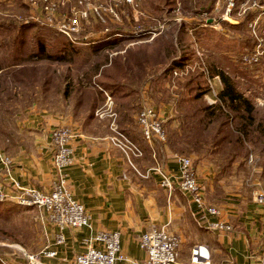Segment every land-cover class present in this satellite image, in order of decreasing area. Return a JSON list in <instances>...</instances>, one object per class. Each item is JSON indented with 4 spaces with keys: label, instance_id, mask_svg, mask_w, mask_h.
<instances>
[{
    "label": "rangeland",
    "instance_id": "obj_1",
    "mask_svg": "<svg viewBox=\"0 0 264 264\" xmlns=\"http://www.w3.org/2000/svg\"><path fill=\"white\" fill-rule=\"evenodd\" d=\"M51 1L59 7L58 14L88 8L101 12L97 15L88 10L87 18L81 20V29L71 41L55 27L34 20L32 17H36L38 11H34L27 0H0V19H7L6 26H0V71H3L0 75L8 72V77L0 76V87L9 86L7 92L0 88V150L10 157L18 149L15 142L19 136L24 138L25 135L30 141L32 129L26 123L34 112L47 109L46 112L55 114L58 112L51 111L74 103L73 95L65 101L60 99V84L54 81L53 73L57 77L67 72L83 73L105 55H122L128 49L146 44H157V49L159 44L162 50L169 49L164 47L169 45L170 56L163 57V61H157L146 72L148 78L139 90V94L146 97L141 96L139 106L147 104L159 110L163 104L175 103L177 78L180 81L198 78L201 89L202 85L204 87L205 101L213 104L223 87L219 72H224L255 107V121L264 120V0H208L210 9L199 7L195 12L186 8L181 0L168 4L154 3V0H133L132 4L125 0ZM10 23H34L37 27L28 33H18ZM38 33L43 36L38 37L45 47L37 43L34 35ZM244 56L250 60H244ZM173 61L178 66H174ZM19 73L23 81L12 82L10 75ZM229 121L230 127L235 129L239 118L232 112ZM128 123L135 128L134 123ZM176 126L177 121L169 128L178 129ZM118 130L122 131L120 127ZM132 139L131 143L142 153L153 144L139 133L134 141ZM262 143L263 138L245 137L246 154L227 168L228 172L219 182L221 187L215 189L217 198L219 191L220 197L223 193L236 192L250 197L257 187L264 189ZM141 155L138 157L143 162L150 161L148 155ZM44 223L36 207L0 202V257L8 264H27L28 256L37 258L47 251ZM197 239L214 248L216 238L209 229H200ZM213 255H218L214 259L218 260L216 264H232L231 256L221 250ZM0 264L3 263L0 261Z\"/></svg>",
    "mask_w": 264,
    "mask_h": 264
},
{
    "label": "crops",
    "instance_id": "obj_2",
    "mask_svg": "<svg viewBox=\"0 0 264 264\" xmlns=\"http://www.w3.org/2000/svg\"><path fill=\"white\" fill-rule=\"evenodd\" d=\"M141 96L142 99L146 97L140 93L139 101ZM111 100V104L105 100L95 110V119L85 126L64 113L34 112L26 123L32 129L30 141L28 137L26 145L18 147L11 157L10 166L0 164V185L4 189L15 181L20 186L49 191L59 175L52 162L54 151L50 131L57 126L68 125L77 133L72 143L74 162L60 173L65 175V184L72 198L81 203L90 216V224L65 229V241L56 244V229L44 223L47 248L54 255L41 254L37 257L39 259L32 255L33 258L27 259V264H76L74 258L86 249L85 241L102 230L120 232V253L124 259L116 264H141L146 254L140 246L139 237L149 228L161 226L181 238L178 264H191V250L195 245L207 247L211 264H216L211 256L220 250L217 245L231 256L232 264H259V254L264 245V205L255 202L254 191L250 197L239 192L230 195L223 193L220 197L219 191L217 198L215 189L218 190L221 183L215 182L213 164L191 154L188 157L193 162L207 203L220 209L218 216L207 215L206 221L196 218L195 206L188 195L177 187L168 191L160 184L161 176L157 168L177 178L179 163L176 157L181 154L170 150L166 139L165 142L154 141L143 151L141 156L148 155L150 158L147 163L132 153L127 156L112 144L109 137L113 132L112 127L117 130L123 128L121 130L133 141L138 133L141 135L136 122L137 112L121 124L112 97ZM159 112L164 116L165 124L169 122V127L177 121L174 102L171 105L163 104ZM129 121L134 123L135 128L129 125ZM217 219L228 222L232 230L228 233L210 230L216 238L212 248L210 243H200L197 238L200 229L206 230L207 220Z\"/></svg>",
    "mask_w": 264,
    "mask_h": 264
},
{
    "label": "trees",
    "instance_id": "obj_3",
    "mask_svg": "<svg viewBox=\"0 0 264 264\" xmlns=\"http://www.w3.org/2000/svg\"><path fill=\"white\" fill-rule=\"evenodd\" d=\"M181 1L186 8L194 12L199 7L207 9L211 7L208 0ZM155 2L168 4L174 3V0H154ZM6 20L0 19V26L5 27ZM12 26V29L17 30L18 33H28V30L37 27L34 23L31 25L18 23ZM34 36H36L37 43L44 46L40 39L43 36L40 33ZM156 45L137 46L126 50L122 55L117 54L113 57L105 55V58L96 62L92 69L76 75L67 72L57 77L53 73L54 81H58L60 84V88H58L60 99L65 101L73 95L75 100L74 103L51 112L68 113L85 126L89 121L95 119L94 112L104 103V92H107L114 100L119 122L126 123L131 114L140 109L139 90L141 83L148 78L146 72L157 61H163V57L170 56L169 45H164L169 49L163 48V50L162 46L158 44L157 49ZM173 64L178 66L176 61H173ZM2 72L0 71V73ZM5 74L0 76L8 77V72ZM219 75L223 87L217 94V101L213 104L205 101L204 87L202 85L201 89V82L196 81L198 78H188L183 81L177 78L175 81L177 85L175 118L178 129H170L169 122L165 125L168 137L167 145L170 150L184 155L195 154L211 162L215 170L216 183L221 180L225 172H228L227 168L232 165L234 160H241L245 156V137H253L254 140L263 138L262 144L264 145V120L255 121L254 112L256 110L251 101L238 91L228 75L224 72H219ZM18 76H22L21 73L11 74L12 82L23 81ZM83 80H86V83ZM0 88L3 89L2 92H7L9 86ZM188 97L189 100L186 101ZM231 111L236 114V118H239L235 129L230 127ZM226 128L229 129L228 133ZM22 136L16 139L18 141L15 143L18 147L26 145L27 136L24 135V138ZM217 248L226 253L220 245H217ZM217 257L218 255H212V262L218 261L214 260Z\"/></svg>",
    "mask_w": 264,
    "mask_h": 264
},
{
    "label": "built area",
    "instance_id": "obj_4",
    "mask_svg": "<svg viewBox=\"0 0 264 264\" xmlns=\"http://www.w3.org/2000/svg\"><path fill=\"white\" fill-rule=\"evenodd\" d=\"M132 4L133 0H125ZM35 11H38L34 20L43 25L55 27L57 31L69 38L71 41L74 35L81 29V20L87 18L89 11L100 15L99 9H78L70 14H58L59 7L51 0H27ZM244 60H250L244 56ZM177 75V72L174 71ZM106 101L111 104V96L105 92ZM136 122L141 135L145 141L165 142L167 131L165 118L157 108L151 105L142 104L136 115ZM112 134L109 140L122 150L127 156L132 153L135 156L142 154L141 150L116 127H112ZM77 136L75 129L68 125L57 126L50 131L51 146L54 154L53 166L58 171V178L54 181L51 190L46 191L35 187L20 186L12 181L7 189L0 185V202H13L21 206H33L40 212L41 222L51 224L55 229L54 241L61 244L65 241L63 231L67 228H80L89 226L90 216L84 206L73 199L65 184V175L60 171L74 162V149L72 143ZM179 163L178 177H171L157 168L161 176L162 187L171 191L177 187L182 193L188 195L195 206V217L203 218L206 221L207 215L218 216L220 209L207 203L204 189L198 182L196 171L190 157L177 155ZM12 158L0 150V164L3 167L10 166ZM258 205H264V189L257 187L253 194ZM207 229L221 232H230L232 226L222 220H207ZM120 232L112 230L98 231L95 235L85 241L86 249L77 254L74 258L76 264H116L124 259L120 253L119 244ZM139 243L145 251L146 257L141 264H178V250L181 238L178 234L169 231L167 227H151L141 234ZM44 255L52 256L53 251H44ZM29 260L33 256H28ZM3 264L7 260L0 257ZM191 264H211L207 247L195 245L191 250ZM259 264H264V245L259 254Z\"/></svg>",
    "mask_w": 264,
    "mask_h": 264
}]
</instances>
